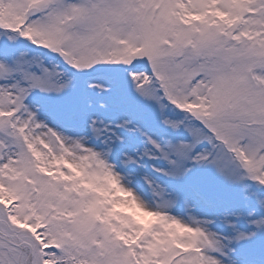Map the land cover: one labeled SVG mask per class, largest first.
<instances>
[{
  "label": "snow or ice",
  "instance_id": "6c2138e0",
  "mask_svg": "<svg viewBox=\"0 0 264 264\" xmlns=\"http://www.w3.org/2000/svg\"><path fill=\"white\" fill-rule=\"evenodd\" d=\"M0 264H264V0H0Z\"/></svg>",
  "mask_w": 264,
  "mask_h": 264
}]
</instances>
